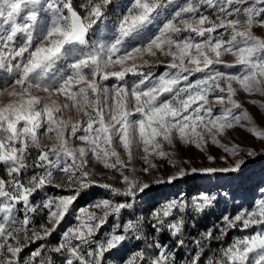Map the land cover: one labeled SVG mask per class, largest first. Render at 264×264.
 <instances>
[{"label":"snow or ice","instance_id":"6c2138e0","mask_svg":"<svg viewBox=\"0 0 264 264\" xmlns=\"http://www.w3.org/2000/svg\"><path fill=\"white\" fill-rule=\"evenodd\" d=\"M111 5L81 0V12L74 0H0V264H56L52 254L63 258L61 264H178L174 249L185 244L188 218L218 207L219 190L178 194L147 215L135 209L154 184L193 174H237L229 177L235 180L247 161L185 169L164 146L191 145L213 162L209 144L226 156L241 155L239 145L220 139L234 127L264 141V129L235 98L238 92L264 97V35L254 31L264 30V0H127L111 30L100 29ZM146 56L167 61L166 70L153 75ZM217 65L238 71L225 73ZM128 74L138 80L127 84ZM112 79L118 83L108 86ZM247 102L264 109V101ZM134 151L142 153L146 167L139 171L146 175L158 167L153 159L178 171L146 182L131 166ZM244 154L257 155L251 149ZM90 158L118 173L124 187L93 179ZM93 186L124 200L100 198L75 209ZM48 187L69 194L49 196ZM259 190L262 198L251 209L220 217L219 237L215 226L198 233L194 254L179 264H200L204 242L233 228L254 230L206 264H264V187ZM37 193L43 195L34 202ZM69 214L76 223L55 246L40 244L21 260L27 244L46 240ZM37 215L46 222L37 226ZM110 219V230L98 236ZM165 238H175L173 246ZM133 242L143 246L125 254Z\"/></svg>","mask_w":264,"mask_h":264},{"label":"rangeland","instance_id":"374dc122","mask_svg":"<svg viewBox=\"0 0 264 264\" xmlns=\"http://www.w3.org/2000/svg\"><path fill=\"white\" fill-rule=\"evenodd\" d=\"M81 0H74V6L77 8L78 11L83 12L82 9H79V5ZM127 3V0H112L111 8L107 10L106 16L103 18V22L99 25L100 29H104L105 25H107L108 31L111 30L112 26L115 24L117 17L120 15L122 6ZM210 11V10H209ZM208 14V12H205ZM164 15L160 16V21L164 20ZM99 30V29H98ZM151 31H155V27L151 29ZM256 35H264V30L260 28H256L255 30ZM145 59H148L151 64V72L153 75H158L166 70L165 64L158 63L154 58L146 56ZM164 60L163 57L160 58ZM225 59L231 61L233 58L231 56L225 57ZM217 69L224 71L225 73H233L237 72L238 68H226L223 65H217ZM149 69L144 68L143 71L147 72ZM199 74H197L198 78ZM194 77H190V79H195ZM138 80L137 76H133L132 74H128L125 78V82L127 84H132L133 81ZM108 86L112 84L118 83L115 79H112L106 82ZM40 95H45L44 93H40ZM56 98V97H53ZM239 100L244 109L254 117L255 123L261 128L264 129V109H260L252 104L248 103V100H256V101H264V97L259 95L254 96H247L243 92H238L237 96L235 97ZM5 102L7 101V97L2 98ZM60 102L63 103L64 98H59ZM218 111V106H217ZM65 116L68 115L67 112L64 114ZM74 115V113H73ZM221 142L224 144H236L239 145L240 148L243 150L241 155L238 157H231L226 156V154L219 148L208 145V152L217 157L213 162H209L206 159V156L203 152L196 149L194 146L191 145H181L178 141L176 142L175 147H169L168 145L164 146V150L168 152H173L174 156L173 159L177 160L181 167L185 169L195 168H203V167H227L229 164L233 162V159H244L247 161L243 171L239 173V177L235 180L229 179L231 176H235L237 174H228V173H220L214 175H201V174H193L189 175L183 179L177 180L172 184H159L153 185V187L149 191V195L146 198V203L142 207H138L135 209L136 215H147L150 209L154 208L157 204L174 198L178 194H183L187 198H191L197 195L199 192L203 190H210L216 191L219 190L220 194L224 197L221 199L219 206L213 209L212 211L208 212L205 215H195L193 217H189L187 224L188 227L185 230V233L182 239L185 240V244L181 249H174V251H178L179 255L177 257V261L179 264V260L182 258L184 261H187L196 250L195 240L198 239V233L205 231L206 229L213 228L215 226V234L216 236H220V227L221 221L220 217L224 214L233 215L238 210L244 209H251L254 203L260 200L261 193L260 188L264 187V141H260L255 139L251 136L249 132L245 129L237 126L231 130H227L226 134L223 137H220ZM41 143H48L47 136L41 137ZM79 144V141H76ZM117 150L121 151L122 158L127 159L126 156H123L122 149L119 148V144L116 145ZM254 150L257 155L255 157H248L244 153L248 150ZM35 150L32 152V156H36ZM142 153L134 151V160L132 162V167H135L137 171V175L145 180L146 182H151L156 178H166L167 175L174 174L178 171L177 168L172 167L168 164L167 160H159L153 159V162L157 164V169L153 170L150 175H146L143 172L139 171V169L146 167L143 160L140 159ZM226 156V161L220 159L219 157ZM187 161V163H185ZM89 170L93 173V179L101 182V183H109L116 188L122 189L124 186L119 182V174L115 173L114 171H110L108 169L103 168V166L95 161H91L90 158V166ZM130 174V173H129ZM4 176V171L0 168V177ZM108 176H115L114 180L107 179ZM184 180H188L189 184L186 188ZM188 189L186 193L183 190ZM46 193L49 196H60V195H67L69 194L67 191L63 189H57L48 187L46 188ZM227 193V195H225ZM42 193H37L33 197V201H39L42 197ZM100 198H110L118 201H123V197H113L111 196L108 190L99 188L97 186H93L91 190L86 194L82 195L76 202H75V209H79L82 206H87L89 202L100 199ZM133 211V210H129ZM115 219V218H112ZM127 219V216H125ZM46 222L44 216L37 215L35 216V224L38 226L41 222ZM76 221L72 214H69L62 224L58 227L57 231L48 237L46 240L43 241H36L35 243H29L23 249L21 253V260L23 261L26 259L32 251H34L40 244H45L49 247L55 246L60 238L61 232L64 231L67 227L72 226L75 224ZM112 224V220L110 219L109 223L102 229L101 233H98V236L101 235L103 232L110 230ZM51 227V225H49ZM254 229H247L241 231L239 228H233L227 231V234L221 237L220 239H214L210 241L204 242V253L200 258V264H206L207 260L215 256L219 253V250L222 247H227L235 238L243 237L244 235H249ZM255 230H258L255 229ZM151 236H149V240H151ZM166 243L168 246H173L175 242V238H165ZM143 245L136 244L133 242L128 246L126 249V253L134 251ZM47 255V253H46ZM56 259V264H61L62 257L52 254ZM40 257L37 258L39 261Z\"/></svg>","mask_w":264,"mask_h":264},{"label":"trees","instance_id":"16d2710c","mask_svg":"<svg viewBox=\"0 0 264 264\" xmlns=\"http://www.w3.org/2000/svg\"><path fill=\"white\" fill-rule=\"evenodd\" d=\"M184 182H186V183H184V184L186 185L185 187H186V188H189V187H188V184H189L188 180H184ZM183 191H185V192L187 193V192H188V189L183 190Z\"/></svg>","mask_w":264,"mask_h":264}]
</instances>
